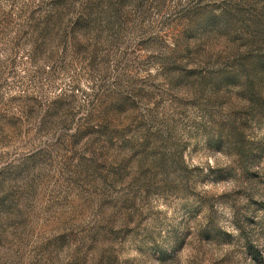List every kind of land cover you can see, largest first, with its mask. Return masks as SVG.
Segmentation results:
<instances>
[{"label": "rangeland", "instance_id": "obj_1", "mask_svg": "<svg viewBox=\"0 0 264 264\" xmlns=\"http://www.w3.org/2000/svg\"><path fill=\"white\" fill-rule=\"evenodd\" d=\"M0 264H264V0H0Z\"/></svg>", "mask_w": 264, "mask_h": 264}]
</instances>
